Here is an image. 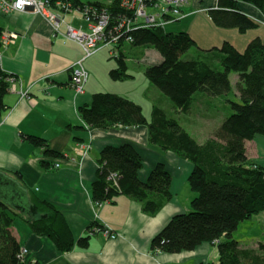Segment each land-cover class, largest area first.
Instances as JSON below:
<instances>
[{"label": "trees", "instance_id": "1", "mask_svg": "<svg viewBox=\"0 0 264 264\" xmlns=\"http://www.w3.org/2000/svg\"><path fill=\"white\" fill-rule=\"evenodd\" d=\"M68 1L77 12L92 5L109 16L106 31L115 40L116 67L109 71L112 79L124 81L131 77L123 47L149 46L157 50L160 60L147 64L144 74L150 83L162 91L173 107L187 112L196 95H223L231 90L230 73H237L239 101H230L232 113L226 116L203 142H197L186 132L180 121L161 107L154 106L149 117L141 105L127 96L112 92H96L90 103L78 108L84 124L71 129H109L116 126L147 128L148 142L163 150H172L193 164L188 174V186L195 193L189 211L176 213L151 239V250L176 253L193 250L201 243H212L218 250L216 264H264V243L257 249L240 245L233 233L240 221L264 212V166L246 155L245 141L258 134L264 136V41L254 36L243 49L223 40L215 51L221 69L203 59L183 60L181 54L196 46L193 36L184 29L171 31L155 26H136L133 10L126 0ZM153 5L156 0H145ZM242 3L255 6L264 13V0H218L207 9L211 22L218 28H235L239 33L253 30L258 21L242 9ZM3 27H0V37ZM130 38V41L126 40ZM1 48V42H0ZM12 74L0 67V114L5 110L3 99L11 89ZM201 93V94H196ZM87 127V128H86ZM26 139L41 147L40 167L50 169L62 158L63 152L49 146L47 139L29 134ZM75 139H80L75 136ZM96 180L92 183V199L105 202L119 193L139 200L143 210L156 213L163 200L170 199L172 176L163 162L150 169L145 180L138 177L143 164L137 145L127 140L117 146L106 145L99 154ZM115 173L116 184L110 180ZM21 218L32 232L48 236L60 252H67L74 237L63 213L56 205L29 193L16 170L0 168V264H38L20 256L21 246L11 231L14 219ZM87 237L77 244L88 246Z\"/></svg>", "mask_w": 264, "mask_h": 264}, {"label": "crops", "instance_id": "2", "mask_svg": "<svg viewBox=\"0 0 264 264\" xmlns=\"http://www.w3.org/2000/svg\"><path fill=\"white\" fill-rule=\"evenodd\" d=\"M188 1L184 7L187 16L183 18L184 24L180 29L195 34L196 37L192 36L196 41L200 38L210 40L214 33H220L213 27H221L211 22L207 12L218 0ZM242 9L255 19V16H263L259 9L247 3H242ZM78 15L81 14L73 12L67 17L73 25L84 26V19ZM0 27L15 30L19 34L14 43L3 47L0 52L3 71L15 78V90L5 94L3 102L6 108L0 114V168L21 173L30 202L37 196L55 204L63 213L74 237L73 247L67 252H60L48 236L35 234L26 221L16 218L11 223V231L20 246L27 248L26 259L38 264H216L218 250L210 242L201 243L193 250L176 253L151 250V239L168 219L190 209V201L195 193L188 186L187 179L193 164L178 154L148 142L144 125L116 126L105 130L70 128L84 124L78 115V108L84 103H90L96 92H115L127 96L141 105L147 117L151 114L149 111L152 106L159 107L164 102L165 106L160 107L168 111L170 100L155 101L146 110L148 106L141 99H135L129 87L136 80L128 66L131 77L124 82L130 83L121 86L122 90H119L120 80L112 79L109 75L116 64L106 61L103 56L92 57L104 47L84 59L88 78L82 94L75 93L71 84V66L84 53L78 44L60 35L54 36L48 21L30 11L0 13ZM230 32L233 35L235 33L234 30ZM244 34L254 35L244 37L241 48L254 36L264 40L262 27L247 30ZM149 88V80H146L142 90L146 94ZM147 99L150 101L148 95ZM29 134L47 139L50 147L63 152L62 158L57 160L59 167H40L42 149L26 139ZM75 136L80 139H75ZM255 138L247 139L253 140L257 148L256 156L250 159L264 166V157H258L261 152L258 144L264 146V140ZM127 140L137 145L143 156L138 177L145 180L157 162H163L172 176L170 199L163 200L156 213H148L143 210L139 200L122 193L100 204L92 199L91 188L97 177L101 150L107 144L117 146ZM84 143L88 149L83 153L80 145ZM253 216L261 226L250 228L247 222H241L246 225V239L240 245L247 249H257L258 244L264 243V212ZM96 227H106L117 236L109 238L100 230L91 232ZM87 236L88 246L77 244L79 237Z\"/></svg>", "mask_w": 264, "mask_h": 264}, {"label": "rangeland", "instance_id": "3", "mask_svg": "<svg viewBox=\"0 0 264 264\" xmlns=\"http://www.w3.org/2000/svg\"><path fill=\"white\" fill-rule=\"evenodd\" d=\"M28 11L33 13L31 9H29ZM73 12H76V11L73 10ZM72 13H69V15H71ZM33 14H37V13L34 12ZM262 14L263 16H261L260 18L255 15L254 16L256 17V19L254 17H251V18H254L255 20L258 21V24H259L258 27L264 28V22L262 21L264 20V13ZM37 15L41 16L40 14H37ZM80 16L81 15H78L79 18H82ZM186 16L187 15L185 12L184 14L182 13L180 15V18H178L177 22H172V23L167 24L165 26V29L171 30V31H177L178 29L181 28L180 26L184 24L183 18ZM68 21L70 22L69 18H68ZM213 28L214 30L220 33L218 34L214 33L212 37L210 38V40H203L202 38H200V40L197 39V41L195 40L197 45L192 46L191 48H189L188 51L182 53L180 55L181 58L183 60H189L190 58H193V59L201 58L211 63L212 65H214V67L221 69V66L218 63V58L215 57V54H214L215 51L210 52V51H205V50H209L213 46L215 47L220 46L223 40L233 43L238 49H243L240 47V44L243 42L244 37L249 38L250 36L256 33V31H251L254 34L247 35L244 33L242 34L237 33L238 31H236V29H223V28L216 29L215 27ZM231 30L235 31L234 35L232 34V32H230ZM209 34L211 35L212 32H209ZM192 35L196 37L195 34H192ZM105 47L102 48L97 53H95L96 55L94 56L92 55V57H96L97 55L103 56V59H106V61H109L111 64H114V63L116 64V60L111 57L117 54L115 46H112L113 48H108V47L105 48ZM122 50H124L126 54L125 58H126L127 66L129 70L131 71V73H133V75L135 76L134 80H136V82L130 83V81H125V82L119 81V90H122L120 89L121 86H125L126 84L130 83L129 87L131 88V91L134 92V98L141 99V101H143V103H145L148 106L146 110H148L149 107L155 103V101L156 102H158V100H160L161 102L166 101L164 100V99H167L165 98L166 96L162 93L160 89H158L156 86L151 84L150 81H149L150 88L149 90H147V93L145 94L146 91L142 90V88L146 84V80H149L147 79V77H145L144 67L147 64H154L155 62L156 63L158 62V60L160 59L158 51L153 49L152 47L141 46V45H134L130 47L124 46ZM143 53L145 54L143 55ZM84 69L86 70L85 66H84ZM229 75H230V86H231V90L229 92L223 93V95H215L213 97L208 96L202 92V95H196L194 97V100H193L194 102L191 103L190 109L187 112H181V110L175 109L172 103H171L170 109L169 110L167 109L168 110L167 113L171 116L176 117L178 121H180V124L183 126L184 130L188 132L190 136L199 143L203 142L207 137L212 136L214 129L223 120H225L224 118L226 116L232 113V109L230 108V101H234V102L239 101V97H237L238 91H237V86H236V82L239 81L238 75L235 72L230 73ZM196 94H201V93H196ZM147 95L149 96L151 102L147 99ZM159 95H161L162 97H160ZM161 104L163 105H160V106H163V107L165 106V102ZM149 112L151 113V111ZM255 137H257L255 139H259L260 141L264 140V136L261 134L260 135L258 134ZM258 146H259V150L261 151L258 157H261L262 159V157H264V146L260 144H258ZM168 151L173 152L174 154H177L172 150H168ZM245 151H246L247 157L249 156V157L254 158V155L256 156L257 148L255 147V142L253 140L247 141ZM241 222L242 221H240V223L238 224L237 230H235L233 233L234 238H236L240 244L243 243L244 239H246V236L244 235V230L246 228V225H245L246 222L248 224V227L250 228L252 226H261L259 224L260 222H257L256 217L254 216H252L248 221L244 220L245 224Z\"/></svg>", "mask_w": 264, "mask_h": 264}, {"label": "built area", "instance_id": "4", "mask_svg": "<svg viewBox=\"0 0 264 264\" xmlns=\"http://www.w3.org/2000/svg\"><path fill=\"white\" fill-rule=\"evenodd\" d=\"M188 0H156L153 5H150L145 0H126L124 4L133 10V24L136 26H164L166 22L174 21L180 18L184 12V7L187 5ZM31 9L33 13L40 14L45 18L54 36L60 35L66 39H71L83 49V55L75 61L71 66V84L75 93L82 94L88 72L84 69L83 61L85 58L90 57L92 54L100 50L102 47L113 48L117 37L112 35L110 30L106 31L109 16L103 9L98 10L96 7L89 5L79 11L84 19V26H74L68 21L69 13L73 12L69 2L64 0H0V12L10 13L13 11H28ZM197 11V10H196ZM77 12V11H76ZM18 32L3 28L0 42L1 49L18 37ZM130 41L129 37H126ZM2 53H0V60ZM1 67V64H0ZM12 91L15 90V78L10 77ZM23 96H26L22 92ZM84 153L88 149L87 144L80 145ZM59 162L56 161L54 167H59ZM111 179L116 184L117 179L115 173L110 174ZM100 204L101 202H98ZM102 231L109 238H115L117 234L111 233L106 227H96L91 232ZM20 256L23 257L27 248L21 247Z\"/></svg>", "mask_w": 264, "mask_h": 264}]
</instances>
